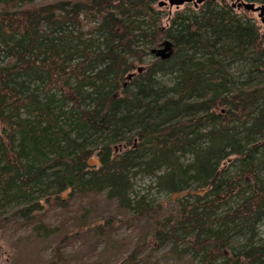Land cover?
I'll return each mask as SVG.
<instances>
[{"label":"trees","instance_id":"16d2710c","mask_svg":"<svg viewBox=\"0 0 264 264\" xmlns=\"http://www.w3.org/2000/svg\"><path fill=\"white\" fill-rule=\"evenodd\" d=\"M154 1L0 0V241L19 223L48 240L61 227L50 216L74 215L49 262L63 264L91 223L82 200L102 195L153 216L152 248L169 244L199 264H264V36L212 1L163 27L148 13ZM165 42L172 58L146 64ZM227 61L251 65L247 80ZM141 174L177 197L173 215L132 199ZM13 205L23 206L7 215ZM115 219L95 231L115 230Z\"/></svg>","mask_w":264,"mask_h":264},{"label":"rangeland","instance_id":"374dc122","mask_svg":"<svg viewBox=\"0 0 264 264\" xmlns=\"http://www.w3.org/2000/svg\"><path fill=\"white\" fill-rule=\"evenodd\" d=\"M160 1L157 0L155 4V10L158 11L156 18L161 20V23L166 27L178 14L190 15L196 11L199 12V9H195L193 5H184L180 8H170L169 6L159 8ZM236 3V0H218L216 4L233 6ZM234 10L239 14H243V9L236 7ZM251 17L264 36L263 23L259 18V14L252 13ZM150 58H146V64L151 61ZM232 70L237 79L240 81L247 80V69L236 64ZM160 81L166 85L173 82L170 76L163 77ZM249 85L253 86L254 82L250 81ZM123 151L124 149H117L119 153ZM154 181V176L139 175L131 190V197L138 200L139 196L145 195L147 201H150L151 204H163L164 210L157 218L164 220L175 213L173 203H175L177 197L166 196L154 189L150 190L149 188ZM68 196L67 193L66 196H63V199L67 201ZM82 202H84V207L89 210L87 221L91 223L79 233L78 237L66 244L64 253L67 259L63 264H199V262L192 261L189 257L183 258V256L170 254L171 245L169 244L161 249L151 247L150 240L154 233L153 216L138 217L134 211H124L114 202L107 201L102 195L90 196ZM83 204L77 202L78 210L82 213L85 212L81 207ZM21 206L23 205H13L6 211V214L13 213ZM73 216L63 215V213L61 216H50L49 221L51 223L57 221L56 223H60L61 227L59 234L45 241L34 237L30 228L23 223L10 225L5 229L4 236L0 241V264H49L53 259V249L61 240L65 231L69 232L74 225V222L71 225H66ZM108 216L116 218L117 222H114L115 230L104 228L103 233L96 232L95 225H102V219ZM120 222L127 223L120 224ZM259 239L260 242L264 240V224L260 227ZM135 251L136 253L133 254Z\"/></svg>","mask_w":264,"mask_h":264},{"label":"bare ground","instance_id":"6f19581e","mask_svg":"<svg viewBox=\"0 0 264 264\" xmlns=\"http://www.w3.org/2000/svg\"><path fill=\"white\" fill-rule=\"evenodd\" d=\"M212 2H214V3H217V1L218 0H211ZM237 1V3H236V5H233V6H230V7H232L233 8V10H234V8H238V9H243V14H239V13H237L238 15H240V16H242V15H244L245 17L247 16V17H249V18H251L253 21H254V19L251 17L252 16V13L253 14H256V13H258L259 14V18L261 19V21H262V23H263V30H264V22H263V19H264V17L263 18H261L260 17V15H261V12L260 11H258V12H252V11H249V10H247L245 7H239V5L240 4H254L255 5V8L257 9V8H262V7H264V4H259V3H252V2H250V1H248V0H236ZM156 2H157V0H155L154 1V3H150V4H148V8H147V10H148V13L151 15V14H153L154 15V17L153 18H155V21H156V23L157 24H159V25H161V26H163V27H166L165 25H163L162 23H161V20H158L157 18H156V15H157V12L158 11H156L155 9H156V7H155V4H156ZM206 2H208V0H202V3L201 4H197V0L195 1V2H192V3H187V4H185V5H193V7L195 8V9H201L202 7L201 6H204V4L206 3ZM221 3H223L222 1H221ZM221 5V4H220ZM222 5H224V4H222ZM257 5H261V6H257ZM158 6H159V4H158ZM166 6H169L170 7V5H166ZM166 6H164V7H166ZM182 6H184V5H182ZM181 6H179V7H176V6H174V7H170V8H180ZM201 7V8H200ZM159 8H163V7H159ZM235 11V10H234ZM198 11H196L194 14H190V15H186V14H183V16H186V17H188V18H190V17H192V16H194V15H198L199 13H197ZM255 22V21H254ZM256 23V22H255ZM257 25V24H256ZM209 26H207L206 24H202L201 26H200V30L201 31H204L205 29H207ZM259 28V27H258ZM260 29V28H259ZM261 33V32H260ZM262 35V34H261ZM165 44H170L169 42H165V43H163L161 46H159V47H155V48H153L151 51H150V56H148V57H151L150 59H151V61L150 62H153V59L154 58H157V56L155 55V54H153V51H155V50H159V49H162L163 47H164V45ZM170 46H171V49H172V56H173V54H174V46H173V44L171 43L170 44ZM172 56H171V58H172ZM154 57V58H153ZM146 58L147 57H145V59L144 60H146ZM170 58V59H171ZM157 59H160V58H157ZM170 59H168V60H170ZM161 60V59H160ZM161 61H163V60H161ZM165 61H167V60H165ZM149 62V63H150ZM228 62V61H227ZM243 63V62H242ZM241 62H234V63H230V62H228L227 64H228V68H227V70L229 71V73H232L233 75H234V77H235V74L232 72L233 70V67L236 65V64H238V66H240V67H242V68H245V69H247V72H248V70H253L252 69V66L251 65H248V64H246V63H243L242 64ZM253 73V75H255V71L254 72H252ZM167 77V76H166ZM171 77V76H170ZM236 78V77H235ZM237 79V78H236ZM237 81H239V82H243V81H240L239 79H237ZM95 157H97L96 156V154L94 155ZM95 157H93V158H91L90 159V161H89V167L91 168V169H93L94 167H96V166H98L99 164H100V160L98 159V158H95ZM186 160H188V159H184L183 161H186ZM91 161H99V164H97L96 162H94V164L93 165H91ZM139 177V175H137V176H133L132 177V180H133V185H134V183H135V181H136V179ZM202 192V191H201ZM166 194V193H165ZM148 202V201H147ZM241 241V239H239L236 243H238V242H240ZM243 243V242H242Z\"/></svg>","mask_w":264,"mask_h":264},{"label":"water","instance_id":"95a60500","mask_svg":"<svg viewBox=\"0 0 264 264\" xmlns=\"http://www.w3.org/2000/svg\"><path fill=\"white\" fill-rule=\"evenodd\" d=\"M195 1L196 0H163L159 3V7H164L167 4L170 5V7H174V6L179 7V6L185 5L187 3H192ZM201 3H202V0H197V4H201ZM242 6L252 12L260 11L261 12L260 17L261 18L264 17V7L256 9L254 4H240L239 5V7H242ZM263 22H264V19H263ZM153 54H155L157 58H160L163 61L170 59L172 56V49H171L170 44H165L162 49L153 51ZM129 79H132V76H130ZM94 162L99 164V161H91V165H93Z\"/></svg>","mask_w":264,"mask_h":264}]
</instances>
